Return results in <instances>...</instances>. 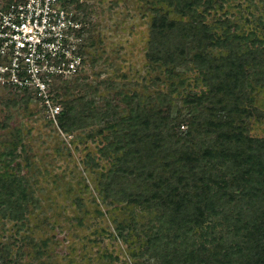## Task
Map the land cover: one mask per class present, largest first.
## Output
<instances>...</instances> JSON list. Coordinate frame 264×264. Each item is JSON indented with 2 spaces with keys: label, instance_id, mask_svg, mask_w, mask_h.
Masks as SVG:
<instances>
[{
  "label": "trees",
  "instance_id": "trees-1",
  "mask_svg": "<svg viewBox=\"0 0 264 264\" xmlns=\"http://www.w3.org/2000/svg\"><path fill=\"white\" fill-rule=\"evenodd\" d=\"M162 1L179 18L151 9L145 57L167 73L193 65L203 88L182 99L191 117L159 115L154 106L133 103L139 97L134 93L122 97L125 115L111 105L93 114L91 99L55 92L51 99L62 105L58 128L83 127L91 116L111 120L106 127L112 140L99 149L109 165L100 174L98 193L103 200L154 211V225L142 226L136 236V254L156 264H264V137L246 131L249 118L263 115L251 93L264 90V32L255 33L264 22L256 16L252 29L235 32L227 19L217 20L216 34L204 20L213 0ZM83 5H76L80 12ZM11 91L23 95V104L31 97ZM8 129L1 121L0 217L21 225L35 199L18 163L10 165L23 144L19 128ZM133 221V216L112 219L116 235L129 245L131 235L124 231ZM9 251L8 244H0V264Z\"/></svg>",
  "mask_w": 264,
  "mask_h": 264
},
{
  "label": "rangeland",
  "instance_id": "rangeland-1",
  "mask_svg": "<svg viewBox=\"0 0 264 264\" xmlns=\"http://www.w3.org/2000/svg\"><path fill=\"white\" fill-rule=\"evenodd\" d=\"M213 1L204 20L216 34L221 29L217 20L227 19L235 32L252 29L256 16L264 22V0ZM82 4L81 15L87 23L83 67L77 76L67 78V85L61 84L65 79L54 81L51 94L91 99L93 114L115 106L123 116L127 107L122 97L134 93L139 97H133V103L138 100L142 106H154L162 116L179 114L189 119L182 99L203 88L196 69L188 62L167 73L164 66L145 57L151 9L179 18L166 2L83 0ZM256 31L261 37L264 28ZM11 90L0 84V122L20 130L23 147L15 151L10 165L18 163L15 167L27 179L35 202L27 206L21 225L0 217V244L10 249L5 264H156L155 259L136 254L140 240L135 241L141 237L142 226L154 225V211L103 200L98 193L100 174L109 165L99 149L112 140L113 131L106 127L111 120L91 116L83 127L63 132L56 118L48 119L34 99L25 97L23 104L19 102L23 95ZM251 95L263 115L249 118L246 131L249 136L264 137V90ZM10 98L17 103L13 105ZM132 216L134 221L124 231L131 235L129 245L116 235L112 219Z\"/></svg>",
  "mask_w": 264,
  "mask_h": 264
},
{
  "label": "built area",
  "instance_id": "built-area-1",
  "mask_svg": "<svg viewBox=\"0 0 264 264\" xmlns=\"http://www.w3.org/2000/svg\"><path fill=\"white\" fill-rule=\"evenodd\" d=\"M83 0H0V84L30 93L47 118L61 108L50 86L83 67Z\"/></svg>",
  "mask_w": 264,
  "mask_h": 264
}]
</instances>
